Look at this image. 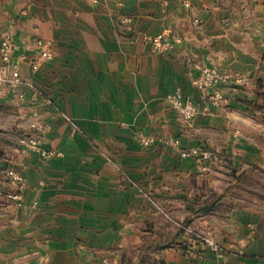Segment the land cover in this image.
<instances>
[{
	"label": "crops",
	"instance_id": "0c3cea01",
	"mask_svg": "<svg viewBox=\"0 0 264 264\" xmlns=\"http://www.w3.org/2000/svg\"><path fill=\"white\" fill-rule=\"evenodd\" d=\"M164 33L177 43L159 54L145 37ZM7 35L54 57L21 63L36 102L0 92V264H264V203L235 192L264 172V0H0ZM205 67L249 83L204 102ZM177 91L192 122L167 101Z\"/></svg>",
	"mask_w": 264,
	"mask_h": 264
},
{
	"label": "built area",
	"instance_id": "2783aa9c",
	"mask_svg": "<svg viewBox=\"0 0 264 264\" xmlns=\"http://www.w3.org/2000/svg\"><path fill=\"white\" fill-rule=\"evenodd\" d=\"M186 5H190L189 1L186 2ZM145 38L153 43L156 52L159 54L171 52L177 43V40L170 33H164L159 36H146ZM32 46L35 50L33 55H28L26 53L18 54L20 47L13 37L7 35L4 38L0 45V92L8 89H19L25 86L35 90L36 95L32 97V101L36 102L40 94V89L33 82L22 78L20 71L21 63L25 61L30 62L32 70L37 72L45 61L53 59L54 53L52 50V43L42 38L35 39ZM229 82L242 85H247L249 83V81L241 79L238 75L232 76L223 74L215 67H205L194 80V85L201 92L204 102L218 105L226 99L224 85ZM19 98L21 101L26 100L24 94H20ZM167 101L187 122H192L198 114L197 106L189 100L186 101L181 91L168 95ZM65 117L70 123H73L71 118ZM30 128L32 132L24 134L19 141L22 151L26 153L39 150L42 142L41 132L45 130L46 125L40 122H34L31 124ZM175 143L177 144L178 142L176 141ZM182 155L184 157L197 158L201 163L212 158L211 152L201 150L183 151ZM10 175L13 176L14 173L10 172ZM197 239L204 241L205 244L210 246L213 250L217 252L221 251V248L210 238H201L197 236Z\"/></svg>",
	"mask_w": 264,
	"mask_h": 264
},
{
	"label": "rangeland",
	"instance_id": "374dc122",
	"mask_svg": "<svg viewBox=\"0 0 264 264\" xmlns=\"http://www.w3.org/2000/svg\"><path fill=\"white\" fill-rule=\"evenodd\" d=\"M141 142L145 145H150L154 141L152 139L143 138ZM202 168L206 170V167ZM235 192L236 195H240L245 202L257 201L259 203H264V172H257L246 176Z\"/></svg>",
	"mask_w": 264,
	"mask_h": 264
}]
</instances>
